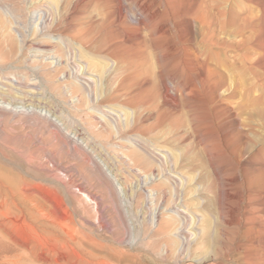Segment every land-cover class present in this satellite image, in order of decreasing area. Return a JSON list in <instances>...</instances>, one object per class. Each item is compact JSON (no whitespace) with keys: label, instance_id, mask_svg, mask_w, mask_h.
<instances>
[{"label":"rangeland","instance_id":"1","mask_svg":"<svg viewBox=\"0 0 264 264\" xmlns=\"http://www.w3.org/2000/svg\"><path fill=\"white\" fill-rule=\"evenodd\" d=\"M0 264H264V0H0Z\"/></svg>","mask_w":264,"mask_h":264},{"label":"bare ground","instance_id":"2","mask_svg":"<svg viewBox=\"0 0 264 264\" xmlns=\"http://www.w3.org/2000/svg\"><path fill=\"white\" fill-rule=\"evenodd\" d=\"M202 19H204V18H202ZM208 22H210V20H208ZM258 27H259V31H261V29H260V26H262V20H261V18H259L258 17ZM91 62V61H90ZM39 236V235H38ZM57 236V235H56ZM12 239V238H11ZM29 242V241H28ZM49 258V257H48Z\"/></svg>","mask_w":264,"mask_h":264}]
</instances>
